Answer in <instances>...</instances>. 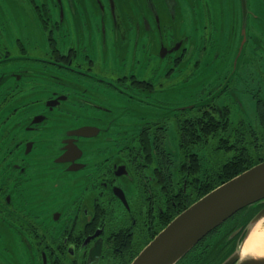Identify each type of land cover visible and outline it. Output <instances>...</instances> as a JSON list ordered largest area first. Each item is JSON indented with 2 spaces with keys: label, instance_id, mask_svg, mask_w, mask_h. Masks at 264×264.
I'll return each instance as SVG.
<instances>
[{
  "label": "flooded vegetation",
  "instance_id": "flooded-vegetation-1",
  "mask_svg": "<svg viewBox=\"0 0 264 264\" xmlns=\"http://www.w3.org/2000/svg\"><path fill=\"white\" fill-rule=\"evenodd\" d=\"M238 7L0 0V264H130L240 148L264 161ZM252 205L176 264L225 262Z\"/></svg>",
  "mask_w": 264,
  "mask_h": 264
},
{
  "label": "water",
  "instance_id": "water-1",
  "mask_svg": "<svg viewBox=\"0 0 264 264\" xmlns=\"http://www.w3.org/2000/svg\"><path fill=\"white\" fill-rule=\"evenodd\" d=\"M242 40L245 42L246 0H240ZM254 203L264 204V161L218 185L175 216L139 252L130 264H176L200 240L241 209ZM264 206L247 223L243 238L222 264H264V256L248 255L240 260V250L251 229L262 223ZM262 225V224H261Z\"/></svg>",
  "mask_w": 264,
  "mask_h": 264
},
{
  "label": "rangeland",
  "instance_id": "rangeland-1",
  "mask_svg": "<svg viewBox=\"0 0 264 264\" xmlns=\"http://www.w3.org/2000/svg\"><path fill=\"white\" fill-rule=\"evenodd\" d=\"M224 1L226 2V0ZM221 5L225 4L221 3ZM233 5L234 8H236L234 14L237 16L239 11L238 0H233ZM246 5L248 14L246 20L244 49L242 53L241 51L239 52V45L237 42L233 45V52L236 48L238 49V52H236L237 55H239L237 68L240 72L247 71V66L251 69L252 65L257 62L258 66L255 70L260 69L261 73L259 78L262 79L264 77V0H246ZM256 85L257 79L255 81V87ZM244 103V112L239 111L238 114L236 113V116L239 115L242 118H246L247 115L250 116L249 112L253 105L250 101L246 100H244ZM235 108L238 110L240 109V107ZM261 224L264 228V223Z\"/></svg>",
  "mask_w": 264,
  "mask_h": 264
},
{
  "label": "trees",
  "instance_id": "trees-1",
  "mask_svg": "<svg viewBox=\"0 0 264 264\" xmlns=\"http://www.w3.org/2000/svg\"><path fill=\"white\" fill-rule=\"evenodd\" d=\"M240 149L242 150V152L239 155H237L233 160H231L229 163L224 165L221 169L217 171L216 174H214V176L216 177V181H212V184H210L208 188L202 189L201 191L197 192L198 194L196 195V197H201L205 195L212 188L220 185L221 183H224L225 181L236 176L237 174L249 168L255 163V161L250 159L249 155L243 151L244 150L243 148ZM252 206L255 207L254 211H256L257 209H261L264 206V204L254 203ZM251 218L250 217L247 218L245 220L244 225H247V223Z\"/></svg>",
  "mask_w": 264,
  "mask_h": 264
},
{
  "label": "bare ground",
  "instance_id": "bare-ground-1",
  "mask_svg": "<svg viewBox=\"0 0 264 264\" xmlns=\"http://www.w3.org/2000/svg\"><path fill=\"white\" fill-rule=\"evenodd\" d=\"M250 239L253 250L248 254L252 256H264L262 255V253H264V228L262 227L261 223H257L251 229L247 239L245 240L244 244L241 247L240 255L242 251L245 252L244 246L246 243L249 242Z\"/></svg>",
  "mask_w": 264,
  "mask_h": 264
},
{
  "label": "snow or ice",
  "instance_id": "snow-or-ice-1",
  "mask_svg": "<svg viewBox=\"0 0 264 264\" xmlns=\"http://www.w3.org/2000/svg\"><path fill=\"white\" fill-rule=\"evenodd\" d=\"M245 24H246V18H245ZM69 151L71 152L72 149L70 148ZM261 216H264V213H262ZM261 222L264 223V220H262ZM244 250L246 253H250L253 250L251 246V239L249 240L248 243L245 244Z\"/></svg>",
  "mask_w": 264,
  "mask_h": 264
},
{
  "label": "clouds",
  "instance_id": "clouds-1",
  "mask_svg": "<svg viewBox=\"0 0 264 264\" xmlns=\"http://www.w3.org/2000/svg\"><path fill=\"white\" fill-rule=\"evenodd\" d=\"M248 255V253L242 251L240 255V260L243 261ZM262 255H264V253H262Z\"/></svg>",
  "mask_w": 264,
  "mask_h": 264
}]
</instances>
